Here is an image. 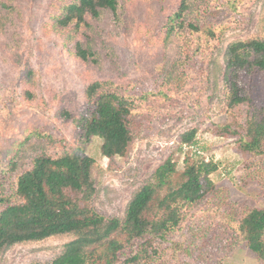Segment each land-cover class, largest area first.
Returning <instances> with one entry per match:
<instances>
[{
    "label": "rangeland",
    "instance_id": "374dc122",
    "mask_svg": "<svg viewBox=\"0 0 264 264\" xmlns=\"http://www.w3.org/2000/svg\"><path fill=\"white\" fill-rule=\"evenodd\" d=\"M54 1L0 0V168L7 170L0 193L9 194L36 157L80 148L96 160L98 192L91 205L123 218L134 193L168 157L177 162V181L189 164L213 161L216 190L185 210L182 228L161 243L159 260L264 264L234 225L248 209L264 208V155L243 151L240 135L231 132L243 134L248 118L264 107V71L243 74L249 100L234 110L227 107L225 80L228 45L264 38V0H186L194 11H204L199 17L216 30L206 58L187 25L168 32L169 17L182 0H121L122 23L107 12L76 35L68 30L62 35L55 25L60 2ZM69 33L71 40L64 42ZM77 41L97 53V63L76 57ZM97 80L134 98L135 137L127 156L105 157L103 140L87 142L78 126L86 88ZM192 129L201 147L197 155V148L180 149L182 134ZM74 238L57 235L13 245L0 254V264L50 262Z\"/></svg>",
    "mask_w": 264,
    "mask_h": 264
},
{
    "label": "trees",
    "instance_id": "16d2710c",
    "mask_svg": "<svg viewBox=\"0 0 264 264\" xmlns=\"http://www.w3.org/2000/svg\"><path fill=\"white\" fill-rule=\"evenodd\" d=\"M55 1L60 2L55 25L62 35L67 30L75 35L82 32L107 12L114 16L115 23L123 22L121 0ZM203 12L194 11L189 2L182 0L166 26L170 34L185 25L197 33L196 50L206 58L212 55L211 42L218 36L205 18L199 17L204 16ZM70 33L64 42L71 40ZM72 49L84 62H98L97 53L82 41L75 42ZM226 56L227 107L234 110L249 100L243 74L264 71V38L234 41L228 45ZM109 84L97 80L88 85L87 107L76 120L84 140L100 137L102 154L113 159L127 156L132 150L135 101L106 89ZM62 115L73 118L69 111H63ZM229 126L225 128L230 130ZM244 127L243 134L231 131L240 135L241 149L264 155V107L248 118ZM196 132L192 129L182 134L180 149L186 144L197 148L194 154H198L201 147ZM95 165V158L80 148L65 150L57 156L36 157L33 167L17 176L11 192L0 193V254L19 243L72 234L75 238L52 261L32 264H163L159 260L163 253L161 243L182 228L186 209L216 190L210 179L218 169L216 163L205 160L191 163L183 179L177 181L174 179L177 162L170 156L134 193L123 218L106 216L91 205L98 192L93 177ZM6 172L1 166L0 185L4 184ZM234 225L247 248L264 262V208L248 209Z\"/></svg>",
    "mask_w": 264,
    "mask_h": 264
},
{
    "label": "built area",
    "instance_id": "2783aa9c",
    "mask_svg": "<svg viewBox=\"0 0 264 264\" xmlns=\"http://www.w3.org/2000/svg\"><path fill=\"white\" fill-rule=\"evenodd\" d=\"M184 147H187V145L185 144ZM189 147V146H188ZM191 148V147H190Z\"/></svg>",
    "mask_w": 264,
    "mask_h": 264
}]
</instances>
